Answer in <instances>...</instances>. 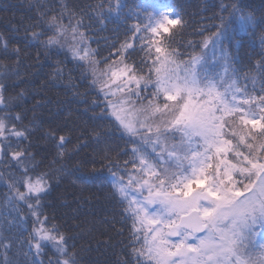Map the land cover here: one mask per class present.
Here are the masks:
<instances>
[{
    "label": "snow or ice",
    "instance_id": "1",
    "mask_svg": "<svg viewBox=\"0 0 264 264\" xmlns=\"http://www.w3.org/2000/svg\"><path fill=\"white\" fill-rule=\"evenodd\" d=\"M122 8L117 0L108 11L119 16ZM135 15L146 22L129 29L132 42L126 39L120 49L103 58V69L94 50L86 46L84 33L78 32L79 21L71 26L69 37V28L51 17L48 28L55 34L40 41L46 47H63L61 38L73 41V57L88 65L92 83L105 95L109 114L134 138L131 159L123 166L116 164L123 171H113L110 161L106 165L114 195L126 203L122 219L131 222L132 261L264 264V86L257 95L241 89L236 79L227 83L226 51L221 53L224 73L210 70L214 66L209 54L216 59L229 30L225 17L217 31L204 38L201 47L206 51L178 60L179 54L171 47L175 33L170 29L182 28L184 21L174 6L164 0H144ZM229 16L236 18L240 31L254 26L251 15L240 14L236 5ZM42 34L30 35L36 41ZM136 40L146 74L135 62H126L128 50H136ZM4 48L7 51V43ZM13 51L19 56L18 47ZM258 67L262 66L258 63ZM141 84L154 89L150 97L141 96ZM0 104H5L2 95ZM12 136L26 138L24 131L0 119V138L7 141ZM59 140L63 144L66 138ZM7 146L12 160L22 164L25 152L11 150L10 142ZM46 175H25L24 191L17 187L20 181L9 185L15 199L27 204L35 218L28 242L37 256L49 243L63 257L55 262L50 259L49 264H77L75 253L68 251V237L55 223L49 224L40 210L41 194L48 187ZM33 198L35 204L30 202ZM120 264L129 261L121 259Z\"/></svg>",
    "mask_w": 264,
    "mask_h": 264
},
{
    "label": "trees",
    "instance_id": "2",
    "mask_svg": "<svg viewBox=\"0 0 264 264\" xmlns=\"http://www.w3.org/2000/svg\"><path fill=\"white\" fill-rule=\"evenodd\" d=\"M119 2L123 8L117 16L108 11L109 6L116 7L117 0H0V95L5 100L0 104V119L26 135L8 137L7 141L0 138V264H49L50 259L63 258L49 243L37 256L28 242L35 218L9 187L20 181L17 187L24 191L22 178L42 173L47 174L48 187L41 194L40 210L49 224L55 223L68 237L67 248L75 253L77 264H120L121 259L134 264L129 243L131 222L122 219L126 203L114 195L106 166L110 161L113 171H123L116 164L123 166L131 159L133 138L109 114L107 100L99 85L92 83L88 65L73 57V41L61 38L63 47H46L40 42L55 34L48 28L51 17L69 28V37L71 26L79 21L78 32L84 33L86 46L94 50L103 69V58L120 49L126 39L132 42L129 29L146 22L135 15L144 0ZM164 2L173 5L184 21L182 28L170 29L175 33L171 47L179 54L178 60L206 51L201 47L204 38L216 32L225 17L229 30L220 52L228 53L226 82L236 79L241 89L262 94L264 0ZM233 5L240 14L251 15L254 26L240 31L236 18L229 16ZM33 32L43 34L34 41ZM135 44L136 50H128L126 62H135L146 74L140 41ZM16 47L19 56L13 51ZM215 61L225 63L223 56ZM212 71L223 74L221 65ZM153 90L141 84L140 94L150 97ZM60 136L66 138L63 144ZM9 142L11 150L25 152L22 164L12 160ZM30 202L35 204V198Z\"/></svg>",
    "mask_w": 264,
    "mask_h": 264
},
{
    "label": "rangeland",
    "instance_id": "3",
    "mask_svg": "<svg viewBox=\"0 0 264 264\" xmlns=\"http://www.w3.org/2000/svg\"><path fill=\"white\" fill-rule=\"evenodd\" d=\"M220 56L222 57V54H221V52H220V49H218L217 50V52H216V59L215 60H217V59H219L220 60ZM209 63H210V65H213L214 67L213 68H211L210 70H215L219 65H221L222 66V72L224 73V66H225V63H219V62H216L213 58H212V55H211V53L209 54ZM217 65V66H216ZM229 76V75H228ZM132 87H133V85H132ZM104 94V93H103ZM105 96V95H104ZM134 139V138H133ZM148 151H151V148H148ZM145 195H146V193H145ZM142 235V234H141Z\"/></svg>",
    "mask_w": 264,
    "mask_h": 264
},
{
    "label": "water",
    "instance_id": "4",
    "mask_svg": "<svg viewBox=\"0 0 264 264\" xmlns=\"http://www.w3.org/2000/svg\"><path fill=\"white\" fill-rule=\"evenodd\" d=\"M198 234H201V233H198Z\"/></svg>",
    "mask_w": 264,
    "mask_h": 264
}]
</instances>
